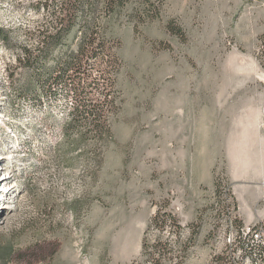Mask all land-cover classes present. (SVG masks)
I'll use <instances>...</instances> for the list:
<instances>
[{
    "label": "rangeland",
    "instance_id": "1",
    "mask_svg": "<svg viewBox=\"0 0 264 264\" xmlns=\"http://www.w3.org/2000/svg\"><path fill=\"white\" fill-rule=\"evenodd\" d=\"M43 2L0 0V264H264V0L100 18L119 64H85L113 100L102 139L76 118L63 136L86 101L53 67L79 33L38 44Z\"/></svg>",
    "mask_w": 264,
    "mask_h": 264
},
{
    "label": "trees",
    "instance_id": "2",
    "mask_svg": "<svg viewBox=\"0 0 264 264\" xmlns=\"http://www.w3.org/2000/svg\"><path fill=\"white\" fill-rule=\"evenodd\" d=\"M129 2L130 0H46L43 2L49 17L43 25L38 44L45 45L49 52L55 48L68 46V36L75 28L79 33L76 51L67 52L63 57L55 59L53 67V71L57 70V77H54V80H59L62 88L72 91L76 99L84 98L86 101L73 108L67 124H64L63 136H70L71 125L75 122V118L78 122H82L86 129L83 134L84 139L88 137L102 139L108 132V107H111L113 100L106 91V87H103L105 69L96 70L98 75L90 77L91 73L84 72L87 66L85 64H87V58L92 56L97 60L95 64L108 63L110 68H113L114 74L118 71V58L111 42L103 35L104 30L99 22L102 17L116 16L121 13L127 8ZM0 38L4 39L5 35L0 33ZM23 51V58H27L29 62L31 54L26 46ZM46 52L44 51L41 56L36 55L33 59L44 58ZM39 61L43 62L40 58ZM91 68L93 66L89 67ZM82 73L84 75L80 76ZM90 85L96 89L97 99L91 98V91L86 90ZM75 112L79 115L75 116ZM167 220H170L180 233L181 225L171 212L163 214L158 210L151 218L149 225L160 227Z\"/></svg>",
    "mask_w": 264,
    "mask_h": 264
},
{
    "label": "bare ground",
    "instance_id": "3",
    "mask_svg": "<svg viewBox=\"0 0 264 264\" xmlns=\"http://www.w3.org/2000/svg\"><path fill=\"white\" fill-rule=\"evenodd\" d=\"M1 170H4L6 171V168L5 167H0ZM4 173V172H3ZM2 175V174H1ZM3 178L5 179V175L3 176Z\"/></svg>",
    "mask_w": 264,
    "mask_h": 264
}]
</instances>
